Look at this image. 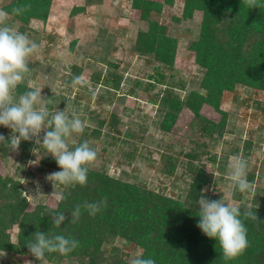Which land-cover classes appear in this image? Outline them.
<instances>
[{
	"label": "rangeland",
	"instance_id": "1",
	"mask_svg": "<svg viewBox=\"0 0 264 264\" xmlns=\"http://www.w3.org/2000/svg\"><path fill=\"white\" fill-rule=\"evenodd\" d=\"M10 0H0V9ZM161 10L152 12L150 18L164 25L169 36L176 41L172 68H164L166 80L183 83L184 90L175 89L183 98L189 91L205 93L201 87L205 69L195 62L191 42L199 37L201 12L192 17L183 15L184 0H155ZM8 23L19 30L21 23L9 16ZM230 16L225 15L217 24L225 28ZM148 22L132 7L131 0H51L46 21L31 19L25 32L39 45V52L30 60V73L22 84L42 88L41 95L50 112L75 110L86 121V128L93 129L96 116L117 119L115 126L104 125L100 134L87 138L97 153L91 168L104 169L109 175L125 181L145 185L155 192L178 198L185 195L192 176L190 160L185 152L195 149L199 156L193 164L207 176L200 190V197L211 200L224 199L228 204L247 208L252 198L264 187V90L236 84L224 90L219 109L202 104L200 114L184 106L169 131H162L159 122L165 108L161 105L162 83L154 88H143L157 64L150 48L143 45L139 51L137 33L147 30ZM71 65L80 68L78 75ZM122 76L118 89L109 88L105 74L115 69ZM101 76L96 80V74ZM81 77L84 86L72 87L74 77ZM149 79V80H148ZM136 81H140L138 86ZM150 99H156L153 103ZM198 99V98H196ZM197 105V101H192ZM210 123H209V121ZM204 127V128H203ZM86 128L84 131H86ZM90 132V131H88ZM0 134L12 136L11 129L0 126ZM83 134V133H82ZM82 134H73L70 143H77ZM16 135H18L16 133ZM41 142L44 133L41 134ZM31 151L21 155V150H0V177L18 181L17 190L25 199V210L37 207L56 208L58 200L51 195L53 184L47 177L60 171L54 158L33 139ZM134 150V151H133ZM130 155H132L130 157ZM173 155L176 165L167 174L164 156ZM214 156V160L211 157ZM236 157L247 161V178L256 185L253 194H240L236 198L228 179L229 165ZM253 175L250 180L249 176ZM37 184L39 191H37ZM10 182L7 187H10ZM67 187L56 185L55 192L62 194ZM0 188V218L6 222L5 233L17 244L19 226L10 222L8 196ZM142 249L133 242L117 236L101 246L99 264H114L122 256L129 260ZM80 255L36 260L26 252L0 250V264H84Z\"/></svg>",
	"mask_w": 264,
	"mask_h": 264
},
{
	"label": "trees",
	"instance_id": "2",
	"mask_svg": "<svg viewBox=\"0 0 264 264\" xmlns=\"http://www.w3.org/2000/svg\"><path fill=\"white\" fill-rule=\"evenodd\" d=\"M172 2V0H167ZM132 7L139 10L140 18L148 22L147 30L137 33L139 51L147 45L157 64L149 81L143 88H154L162 83L163 89L159 100L165 108L163 119L159 122L162 131H169L176 117L186 105L191 106L194 113L199 115L202 104H208L220 111L219 100L224 90H231L236 84L264 90V7L248 9L242 0H184L183 15L192 17L195 11L201 12V27L199 37L193 40L190 49L195 56V62L205 71L201 87L205 93L189 91L180 98L175 89L184 90V84L172 83L166 80L164 68H172L175 58L176 41L166 32L164 25L150 18L151 13L161 10L162 4L155 0H131ZM264 2V0H262ZM51 0H10L5 11L23 4H30L31 8L19 16H12L21 25L19 31L24 33L25 27L31 19L46 21L49 14ZM230 16V23L225 28L217 27L223 16ZM71 65L73 73L78 75L80 68ZM105 74L107 82L113 90L119 88L122 76L116 67ZM101 76L96 74V80ZM141 86L140 81H136ZM28 90L24 84L16 89V94ZM197 101V105L192 103ZM198 98V99H196ZM155 103L156 99H150ZM97 118V126L86 128L77 143H70L75 147L91 136L100 134L104 125L114 127L117 121L114 115ZM208 120V119H207ZM209 121V120H208ZM210 123V121H209ZM204 128V127H203ZM90 131V132H88ZM18 134V133H17ZM11 136L5 137L6 142ZM7 143H0L2 154L8 152ZM33 141H21L19 149L21 155L31 151ZM134 151V150H133ZM132 155H130L131 157ZM190 160L189 171L192 180L182 197L173 198L163 192H155L145 185L122 180L109 175L104 169L90 168L85 186H68L57 207H37L32 211L25 210L26 201L17 190L18 181L9 177H0V188L8 196L7 207L10 211V222H17L19 231L17 244L9 240L5 233L6 222L0 218V250L26 252L27 245L34 240V233L42 232L48 235L60 234L79 241L80 246L68 255L59 253L47 254L46 259L80 255L85 258L84 264H99L101 246L103 243L120 236L126 241L139 246L145 258L152 257L156 264H264V187L257 191L249 206L255 211L258 223L251 219H244L247 210L239 207L247 228L249 247L246 252L235 260H225L218 242L206 237L197 227L199 222L200 190L207 182V176L192 162L199 154L195 149L185 152ZM166 158V173L172 174L176 159L173 155ZM214 156L211 160H214ZM250 180L253 175L249 176ZM10 187H7L9 183ZM240 198L238 191L233 194ZM212 196L211 200H215ZM105 200V205L95 216H90L86 210L75 224L69 222L71 212L77 205L85 202L93 203ZM57 210L65 213L69 220L56 227L52 222L51 212ZM114 264H127L122 256L116 258Z\"/></svg>",
	"mask_w": 264,
	"mask_h": 264
},
{
	"label": "clouds",
	"instance_id": "3",
	"mask_svg": "<svg viewBox=\"0 0 264 264\" xmlns=\"http://www.w3.org/2000/svg\"><path fill=\"white\" fill-rule=\"evenodd\" d=\"M248 9L262 8V0H242ZM31 8L23 4L11 9H0V126L11 129L13 135L6 142L0 134V143H7L13 151H18L21 141L35 140L42 145L56 161L60 171L51 173L47 179L52 182L54 191L51 195L62 201L64 196L55 192L56 185L65 187L87 184L88 172L97 159L96 151L87 141L75 147L69 146L73 134H82L87 126L75 110L66 107L50 112L41 95L42 88H32L17 95V87L30 73V60L39 52V45L26 34L8 23L9 16H19ZM72 87L84 86L85 81L74 77ZM44 133L41 142V133ZM18 133V135H16ZM228 179L234 191L241 194H253L256 185L247 178V161L236 157L229 165ZM37 191L39 185L37 184ZM105 205V200L77 205L71 212L69 222L75 224L82 214V207L90 216H95ZM199 222L197 227L202 233L218 242L225 260H235L242 256L250 246L247 228L239 207L228 204L224 199L209 200L204 195L198 200ZM52 222L61 226L69 217L57 210L51 212ZM244 219L262 223L255 211L249 207L243 213ZM80 246L78 240L64 235L34 233V240L27 247L30 254L38 261L46 259L47 254L68 255ZM129 264H156L152 257L145 258L137 254Z\"/></svg>",
	"mask_w": 264,
	"mask_h": 264
}]
</instances>
